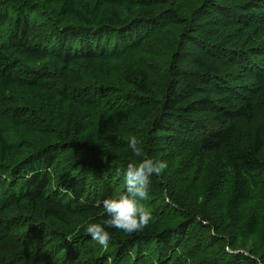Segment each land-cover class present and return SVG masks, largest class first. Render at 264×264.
Segmentation results:
<instances>
[{
	"label": "trees",
	"instance_id": "obj_1",
	"mask_svg": "<svg viewBox=\"0 0 264 264\" xmlns=\"http://www.w3.org/2000/svg\"><path fill=\"white\" fill-rule=\"evenodd\" d=\"M81 1L84 7L79 0H0V250L6 251L7 243L17 250L4 264H57V253L71 241L91 240L90 234L75 232L72 217L104 224L98 201L126 191L113 183L115 169L85 163L58 176L54 165L61 171L63 152L100 145L126 155L128 130L114 118L119 112L141 123L154 119L155 131L164 135L182 129L180 143L187 150L209 157L213 171L231 170L232 208L249 201L254 181L264 177L263 125L251 128L249 145L234 140L239 121L249 124L264 106V0H206L199 29L176 10L164 9L160 0ZM30 19L43 23L31 25ZM173 24L185 25L195 36L183 45L202 52L172 54L165 89L154 96L148 68L133 58ZM217 24L221 31H210ZM135 26L147 33L127 38ZM241 34L245 46L240 41L229 42L228 49L219 46V38L228 42ZM127 58L133 60L120 70L125 92L98 87L94 74L86 75ZM152 217L137 232L109 229L110 258L129 264L136 248L156 242V254L166 263L180 245L174 235L198 220ZM245 225L264 236V222L254 215ZM95 245L85 251L83 257H90L82 264H108L106 257L91 258ZM77 259L72 254L71 264ZM243 260L255 263L251 257Z\"/></svg>",
	"mask_w": 264,
	"mask_h": 264
},
{
	"label": "rangeland",
	"instance_id": "obj_2",
	"mask_svg": "<svg viewBox=\"0 0 264 264\" xmlns=\"http://www.w3.org/2000/svg\"><path fill=\"white\" fill-rule=\"evenodd\" d=\"M160 1L164 9L176 10L181 19L192 21L191 26L194 23L197 29L201 28V21L205 19L201 10L206 0H188L185 3L176 4L169 3L167 0ZM79 2L84 7L86 2L81 0ZM224 4H221L222 7H229L227 3ZM122 17L123 19H130L127 15ZM213 18H215V14L209 17L211 21L214 20ZM29 22L31 25L36 24L38 26L43 23V20L34 23L33 19H30ZM47 26L50 29L49 21H47ZM214 27V30L210 29V31L218 30L220 25L217 24ZM228 30L230 29L223 31L222 35H227ZM189 31L183 24H173L162 33L160 41L151 40L144 46L142 53L133 58L144 63L148 68L154 88L151 92L152 95L159 96L162 93L160 90L165 89V68L172 54L177 51L180 52V50H197V54L202 52L201 48L195 49L191 44L183 45L184 40L195 37L190 35ZM136 33L144 34L147 31L142 26H135L127 34V38H131L132 34L136 35ZM199 35L202 37L201 33ZM245 38L247 37L244 34H241L240 37L234 35V37L229 38L230 40L228 39V42H222L219 38V42H221L219 46L228 49L232 47L228 44L229 42L237 45L236 42L238 41L241 42V46H245ZM133 59L127 58L123 62H111L109 64L110 69L108 65L93 67L89 69V72H86V75L92 72L98 87L125 92L127 87L123 84L120 70L124 67L123 64H129ZM112 65L115 66V69H112ZM86 80V78L82 79L83 82ZM209 115V113L202 114V118L208 120ZM263 115L264 106L259 108V112L255 113L253 121L249 124H244L242 120L239 121L234 132V140L237 144L244 146L250 144L251 128L255 125H263L262 132L264 135ZM114 118L118 124L128 130L125 133L127 142L133 136L140 142L138 146L142 149L141 157H137L131 148L124 155L115 148L106 145L93 146L87 150L73 149L60 154V158H63L61 171L59 168L57 169L55 164L56 174L63 176L65 169L75 172L85 163L92 164L91 166L106 164L115 169L116 174L113 175V183L118 182L120 189L125 190L124 171L128 163L139 162L145 157L167 161L168 168L161 175L153 176L152 180L155 183H150L148 198L143 203L151 211L152 216H176L178 222L187 220L188 216L198 218L197 222L187 227L182 235H174L180 245L166 263H162L156 254V242H148L136 248L137 253L132 252L133 258L129 264H264V236L256 229L249 230L245 225L252 215L259 223L264 222V177H260L262 182L254 181V188L251 191L249 201L232 208L230 206L233 183L232 171L225 166L218 171H213L209 157H200L187 150L180 143L182 129L175 127L174 131L164 135L155 131L154 119L141 123L128 118L124 112L115 114ZM163 136L167 137L162 138ZM181 146L183 149L180 148ZM24 151L27 150L24 149ZM15 160L17 163L20 161L17 158ZM68 179L71 178L68 176ZM91 179L94 181L93 176ZM208 219L209 223L207 222ZM70 220L71 227L75 229V232L83 234L86 232L90 217H72ZM200 220L205 222L200 224L198 223ZM205 224H209L210 228H207ZM180 236H182L181 240ZM78 242L79 244L75 245L71 241L70 245L60 251L61 253H57L54 258L57 264H71L72 254H77L76 263L82 264L86 258L90 257L84 258L83 254L94 244H96L92 253L94 256L91 258L106 257L108 264H124L121 260H115L113 255L110 258V245L105 249L92 238L87 242L82 240ZM52 245L55 247L56 244L52 243ZM15 252L17 250L14 246L7 243L6 251L0 250V264H4ZM243 257H251L255 263H245Z\"/></svg>",
	"mask_w": 264,
	"mask_h": 264
},
{
	"label": "clouds",
	"instance_id": "obj_3",
	"mask_svg": "<svg viewBox=\"0 0 264 264\" xmlns=\"http://www.w3.org/2000/svg\"><path fill=\"white\" fill-rule=\"evenodd\" d=\"M139 143L134 136L128 142V147L137 157L142 156ZM167 168V161L147 157L139 162L128 163L124 171L126 191L98 201L104 214V224L93 222L87 225L86 232L91 235L92 240L106 249L112 238L109 229L133 233L148 226L153 217L143 201L148 198L151 178L161 175Z\"/></svg>",
	"mask_w": 264,
	"mask_h": 264
},
{
	"label": "bare ground",
	"instance_id": "obj_4",
	"mask_svg": "<svg viewBox=\"0 0 264 264\" xmlns=\"http://www.w3.org/2000/svg\"><path fill=\"white\" fill-rule=\"evenodd\" d=\"M12 21V20H11ZM10 27V26H9ZM3 28V27H2ZM6 28V27H5ZM1 36V35H0ZM4 38V37H3ZM3 38H1V39H3Z\"/></svg>",
	"mask_w": 264,
	"mask_h": 264
}]
</instances>
